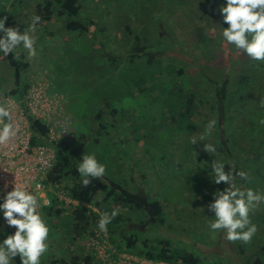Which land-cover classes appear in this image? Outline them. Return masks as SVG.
Listing matches in <instances>:
<instances>
[{
	"label": "trees",
	"instance_id": "obj_1",
	"mask_svg": "<svg viewBox=\"0 0 264 264\" xmlns=\"http://www.w3.org/2000/svg\"><path fill=\"white\" fill-rule=\"evenodd\" d=\"M148 1L157 2L158 0ZM189 1H195L194 6L196 7L201 3L203 8L196 13V7L192 8L190 6L191 15L188 18L194 20L195 28L192 25L190 31L184 32L182 28L177 29L178 27L172 26L173 22L177 24L181 20L171 17L170 9L173 3L188 6L190 5ZM117 2L119 3L117 7L128 5L133 12L131 16L136 18L137 12L134 9L139 6L140 0H117ZM130 2H136V4L130 6ZM163 2L165 7H163ZM163 2L161 3L160 14L156 16L150 14V25L153 27L155 34L153 35L152 31L148 30L142 32L139 29L140 27H136L135 30V40L141 38L148 41L147 44H136L132 49L135 52L137 51V55H132H135L138 60L143 58L144 61L145 58L144 65H146L141 70H144L148 75L143 74L141 77H136V64L134 62L136 60L134 57V61L130 62L131 65H118L119 63L116 62L111 64L110 70L105 71L103 76H112L113 79L105 78L106 80H102V82L106 81L103 84L97 81L96 88L86 90L87 94L95 99L94 104H92L94 108L90 124L98 127L99 130L96 133L102 131L118 137L117 146L120 147L119 149L128 146V143L131 144L133 140L138 141L141 137L137 134L138 127L132 121H130L131 123L128 122L125 117V111L133 106L140 105L143 107V113L137 111L134 115L132 114V117H140L139 121L143 122V127H146V122L154 120L153 116L156 114L153 111L157 109L161 112L158 116V124H165L162 121H165L164 116L167 115V118L175 121L176 130H179V126L182 132L189 129V113L185 106L181 107V112L176 116V109L181 105H177L178 100L174 102L171 99V94L168 91L172 88V84L163 82L162 78H151L149 80L151 70L162 69L157 62L165 61V67L167 66L165 69L171 68L180 81L178 82V84L180 83L179 87L175 90L187 94L192 103L199 108H207L205 114L197 109V114L201 116L198 122L201 125H206L210 120L216 122L210 137L214 140V144L219 147L218 153L223 158V160L216 161H224L237 171H243L248 175L249 185L237 178L236 183H242L241 188L256 189L264 182V107H261V104L264 103V63L251 60L241 51L227 45L222 40L221 27H227V25L223 23L218 9L224 3V0H163ZM115 5L114 3L113 5L110 4V7ZM107 6L109 7V5ZM117 7L115 6V8ZM80 12V0H37L36 2V13L41 17L40 22L49 21L54 15L62 17L67 32L88 33L92 40L90 51L97 45L98 49H95L100 52L99 41L105 42V39H101L99 34H104L105 28L99 24V21L94 19H79ZM198 19L202 20V24L196 27L195 22H198ZM5 23L8 27H17L21 32H26V25L22 21L7 18ZM125 29L132 32L128 25H125ZM138 29L140 31L137 33ZM196 29L206 30L212 41L207 45L200 38L196 41L193 40V31L195 30V33H198ZM154 36L156 37L152 40ZM211 47H214L215 53ZM146 49L148 52H164L162 59L154 58L156 56L152 53L141 55ZM17 52L20 53V58H16ZM23 53V49H17L7 57L0 54L2 59L12 68L15 82V88L4 93V95L11 96L18 102L23 100L24 94L30 87L23 75L28 67V62L25 61ZM217 60L220 65L216 64ZM130 67H133V71L127 70L124 73L125 69ZM103 85L107 88L106 92L101 89ZM90 86L89 84L88 87ZM85 88L87 87L85 86ZM125 90H127V93L130 90V93L127 94ZM89 96L85 100H89ZM61 97L63 98V96ZM66 103L65 100L64 105ZM150 106L152 110L148 111ZM208 111H210V114ZM147 113L152 115L148 118ZM31 129L37 135L32 138V142L40 143L43 142L42 139L44 138L50 142L54 152V161L47 173L48 181L66 183L67 190L72 198L94 205L98 209V213H91L85 206H78L76 210L63 215L62 210L55 209L54 206L46 208L47 216L61 217V222L70 225L71 231L76 236L71 241L78 240L80 243V245L78 243L80 248H77L75 253H69L68 257L60 255V258L53 260L51 264H91L93 258L83 252L87 231L97 225V221L104 213H110L114 209L121 211L125 207L131 209L136 207L142 209L145 216L148 215L154 218L155 222L162 223L164 208L161 201L157 198L155 192L148 190L145 195V206L140 204L136 199L140 184L133 176L127 177L123 175L121 170L110 174L106 172L102 179H93L88 187H82L77 166L81 162L82 155H86L84 151L70 146L65 137L60 138L61 140L50 137L48 126L40 120H32ZM203 131L204 128L201 127L200 134ZM178 138V151L182 147H186L181 152L184 155L187 154L186 158H182L176 163L179 171L178 175L180 176V178H177L179 189L188 187V192L191 193L190 197L196 199L198 194L203 191L205 194L208 192L207 186L211 180H208V175L202 167L199 172H192L191 168H188L191 165L186 164L188 154L193 148L191 140L193 138L198 140V136L188 137L184 135ZM188 141L190 142L188 143ZM146 145H143L141 149L142 156L155 162L165 161L166 157L161 154L157 159H153L152 155L148 157L146 153L149 147ZM125 155H127V152H125ZM125 157L123 155V159L126 161L125 168L129 173H132L134 169L138 171L142 169L138 159L131 156L130 159ZM190 161L193 160L190 159ZM227 164L225 165V171L229 167ZM185 182H188V185L183 187ZM251 183L255 184L251 186ZM220 184L224 189L225 184L223 182ZM97 194L101 196L97 198ZM134 221L141 222L142 220L132 217L122 218L118 214L108 225L109 241L119 251L168 263L223 264L212 254L201 253L192 246L185 247L175 244L170 238L159 236L155 241L147 242V240L141 239L140 231H129L132 229L124 228L125 222ZM46 223H48V227H52L49 221ZM50 231L52 232V229ZM192 232V239H195L199 233L195 229H192ZM7 235L10 234L3 232V235H0V240ZM234 244L238 245L240 249V264H264V240H254L252 244H242L237 241ZM247 250L249 253L246 252ZM67 252L69 251L67 250ZM12 264H20L19 257L13 260Z\"/></svg>",
	"mask_w": 264,
	"mask_h": 264
},
{
	"label": "rangeland",
	"instance_id": "obj_2",
	"mask_svg": "<svg viewBox=\"0 0 264 264\" xmlns=\"http://www.w3.org/2000/svg\"><path fill=\"white\" fill-rule=\"evenodd\" d=\"M36 2L37 0H0V17L5 18V20L10 18L12 20L22 21L26 25V31H29L32 16L38 15L36 13ZM162 2L163 0H158L157 2L140 0L139 6L134 9L138 17L136 16L134 18L131 16L133 12L129 9L128 5H125V7H117L119 4L117 0H80L81 12L79 19H94L99 21V24L105 28L104 34H99L101 39H105V42L99 41L98 46L100 52H97V45L90 51L92 40L88 33H80L79 31L67 32L63 24L64 18L54 15L49 21H41L37 25L36 31L30 33L36 39L35 46L37 48V55L35 57H28L26 50H24V59L28 62V67L23 75L30 86L40 84L52 95L63 96L64 100H66L67 103L64 108V113L68 118V126L65 136H56L57 140L65 137L67 138L66 142L70 146L84 151L86 155L95 154L97 160L106 165V172H109V174L121 170L123 175L127 177L133 176L137 183L140 184L139 191L136 195V199L140 204L145 206V195L148 190L155 192L157 198L161 201L164 208V220L162 223L155 222V219L148 215L145 216L142 209L125 207L119 211V215L122 218L132 217L141 219L142 221L125 222V225L123 224L124 228L132 229L129 231H140L141 239H145L147 242H153L159 236L166 237L173 240L175 244L185 247L192 246L201 253L212 254L219 261H222L223 264L227 262L240 264V249L238 245L234 244L237 241L230 242L224 238L222 232L215 233L208 228L209 221L213 219L211 217L213 213L208 211L207 205L212 201V194L217 189L223 190L221 184H215L209 181L207 186L208 192L205 194L203 191L201 194H198L196 199L190 197L191 193L188 192V187L179 189L177 178H180V176L178 175L179 171L176 163L180 159L186 158L187 154L184 155L181 152L186 147H182L178 151V137L195 135L199 139L201 127L205 128L207 124L201 125L198 122L201 116L197 114V109L201 110L202 114H205L207 108H199L192 103V100H190L187 94L175 90L179 87L180 83L178 84V82L180 81L171 68L168 70L165 69L167 67H165V61L160 60L161 62H157L162 69L159 70L158 68L157 71L151 70L153 73H149L151 75L149 80L151 78H162L163 82L172 84V88L168 92L171 94V99L174 102L178 100L177 105H181L179 108H175L176 116L181 112V107L185 106L189 113V129L182 132L179 126L180 131L176 130L175 121L167 118V115L164 116L165 121H162L165 124H158V116H160L159 114L161 112L157 109L153 111L156 114L153 116L154 120L152 122H146V127H143V122L139 121L140 117H132V114L134 115L137 111L143 113V107L140 105L133 106L125 111V117L128 122L132 121L138 127H136L138 129L137 134L141 137L138 141L133 140L131 144L128 143V146L119 149L120 147L118 148L117 146L118 137L102 131H100L101 133H96L99 130L98 127L90 124L94 108L92 104H94L95 99L90 97L86 90L96 88L97 81L102 82L105 78L113 79L112 76H103L105 71L110 70L111 64L116 62L119 63L118 65H131L130 62L134 61V57L136 60L134 61L136 64V77H141L143 74H146L144 70H141L146 65H144L145 58L144 61L143 58L136 59V56L132 54L137 55V51H133L132 48L136 44H147L148 40L141 38L140 40H135V30L136 27H140L139 29L142 32L148 30L152 31L153 35L155 34L153 27L150 25V14L155 16L160 14ZM113 3L114 5L117 3L115 5L117 8L115 6L110 7V4L113 5ZM188 3L190 4L188 6L173 3L170 9L171 17H176V19L181 20L177 24L173 22L172 26L175 28L178 27L177 29L182 28L184 32L190 31L192 25L194 26V20H189L188 16L191 15L190 6L192 8L196 7L194 6L195 1H189ZM133 4H136V2L129 3L130 6H133ZM164 5L165 3L163 2V7H165ZM202 8L203 5L200 3L196 7L195 12L197 13ZM195 24H197L196 27L200 26L202 20L198 19V22L196 21ZM125 25L130 26L132 32L126 31ZM139 29L137 33L140 31ZM196 31L198 32L197 34L195 30L193 31V40L196 41L200 38L207 45L212 41L206 30L196 29ZM155 37H152V40ZM192 43L194 44V42ZM211 48H213V52L215 53L214 47ZM144 53H152L156 56L154 58L162 59L164 52H148L146 49L141 55ZM216 64L220 65V62L217 60ZM127 70L133 71V67L125 69L124 73ZM104 82L106 81H103L101 84ZM89 84L91 85L90 87H88ZM14 88L15 82L12 68L0 56V97L5 96L4 93ZM101 89H103V92L107 90L105 85ZM125 92L127 93V90ZM129 93L130 90L127 94ZM87 96H89V100H85ZM151 110L152 107L150 106L148 111ZM208 113L210 114V111ZM146 115L149 118L152 114L147 113ZM204 142L214 143V140L208 137ZM204 142L200 141L193 145V148L188 154L186 164L192 166L188 167L191 168L190 170L192 172H199L202 167L208 175L211 171V161L223 160V158L218 152L215 156L206 153L203 149ZM143 145L149 147L146 153L148 157L152 155L153 159H157L161 154L166 157L165 161L155 162L142 156L141 149ZM125 152H127V155H125ZM122 154L127 159H130V156L138 159L142 169L139 171L134 169L132 173H129L125 168L126 161H124ZM190 159L193 161H190ZM207 178L210 180L208 176ZM246 183L249 185V181ZM184 184L183 187H186L188 182ZM253 184L255 183H251V186ZM237 185L242 187V183ZM255 190L264 191V182L257 186ZM97 196L99 198L101 195L97 194ZM250 215L252 222L258 228L257 237L255 235L250 242L252 244L254 240H264V205H260ZM57 220V224L53 225V231L49 232V235L51 237L55 233H58V235L53 237V243H48L49 249L41 257V263L43 264H51L53 260L60 258V255L68 257L70 255L69 253L73 254L77 248H80L78 240L71 241L76 236L71 231L70 225L66 223L62 224L61 218ZM192 229H195L199 233L195 239H192ZM233 244L235 249L232 247ZM83 250L86 253V249L84 248ZM246 252L249 253L248 250ZM91 264H97V262L93 260Z\"/></svg>",
	"mask_w": 264,
	"mask_h": 264
},
{
	"label": "clouds",
	"instance_id": "obj_3",
	"mask_svg": "<svg viewBox=\"0 0 264 264\" xmlns=\"http://www.w3.org/2000/svg\"><path fill=\"white\" fill-rule=\"evenodd\" d=\"M218 10L223 23L227 25L221 27L222 40L251 60L264 63V0H224ZM40 20L39 15H33L29 31L21 32L17 27L6 26L5 18L0 17V54L7 57L17 49H23L28 57H35L36 39L30 33L36 31ZM16 58H20V53H16ZM261 107H264V103ZM215 123L210 120L199 139L191 140V145L204 142L210 137ZM19 131L12 123L10 108L0 104V146L8 145ZM203 149L213 156L219 151L214 143L204 142ZM226 164L224 161H211L209 179L215 184L223 182L225 188L217 189L207 205L208 211L213 213L208 228L215 233L222 232L230 242L248 244L258 232L250 214L264 205V191L239 187L237 178L248 182V175L229 164L225 171ZM77 171L81 177V186L86 188L93 179L100 180L105 176L106 165L100 163L95 154L82 155ZM50 204L51 201L46 200L44 206ZM40 207L38 197L28 190L26 184L17 185L15 182L12 190L7 191L0 200V215L9 227L15 229L11 235L0 240V264H12L17 257L20 264H41V257L49 249L47 241L50 229L38 210ZM118 214V209L104 213L97 221L99 231L106 233L108 225ZM0 235H3L2 231Z\"/></svg>",
	"mask_w": 264,
	"mask_h": 264
},
{
	"label": "built area",
	"instance_id": "obj_4",
	"mask_svg": "<svg viewBox=\"0 0 264 264\" xmlns=\"http://www.w3.org/2000/svg\"><path fill=\"white\" fill-rule=\"evenodd\" d=\"M64 101L61 96L52 95L40 84L31 85L21 102L7 95L0 97V104L10 108L12 123L20 130L8 145L0 146V200L7 191L12 190L14 182L17 185L26 184L28 190L38 197L41 205L38 210L45 222L58 219L46 215V208L51 206L61 209L63 215L76 210L78 206H85L91 213H98L96 206L72 198L66 183L48 181L47 173L54 161L50 142L44 138L43 142H32V138L37 136L31 129L32 120L44 122L49 128L50 137L65 136L68 118L64 113ZM46 200L51 201L50 206H44ZM0 230L10 235L15 231L14 227L6 224L2 215ZM84 245L86 253L99 264H181L119 251L110 243L108 232H100L97 225L87 231Z\"/></svg>",
	"mask_w": 264,
	"mask_h": 264
},
{
	"label": "crops",
	"instance_id": "obj_5",
	"mask_svg": "<svg viewBox=\"0 0 264 264\" xmlns=\"http://www.w3.org/2000/svg\"><path fill=\"white\" fill-rule=\"evenodd\" d=\"M61 217H58V219H60ZM49 221H50V224H51V226L53 227V225H56L57 224V222L56 221H58V220H53V219H49ZM54 222H56L55 224H54ZM62 224H64L65 222H61ZM52 227H49V229H52V231H53V228ZM51 232V231H50ZM55 235H58V233H55ZM55 235H52V237H51V235H49V238H48V243L50 244V243H53V237L55 236ZM50 241V242H49Z\"/></svg>",
	"mask_w": 264,
	"mask_h": 264
}]
</instances>
